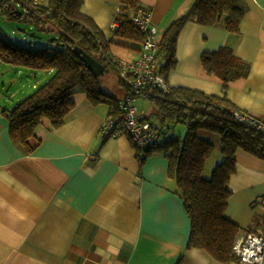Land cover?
<instances>
[{
  "label": "crops",
  "instance_id": "crops-1",
  "mask_svg": "<svg viewBox=\"0 0 264 264\" xmlns=\"http://www.w3.org/2000/svg\"><path fill=\"white\" fill-rule=\"evenodd\" d=\"M196 1L140 3L151 8L160 43ZM245 1L249 9L237 33L222 23L185 22L168 82L171 87L227 95L241 110L263 118L264 0ZM119 10L117 0H83L81 6L107 37L115 21L119 25ZM24 40L37 45L35 39ZM139 45L112 44V54L135 59ZM225 45L251 64L248 76L226 89L201 61L203 53ZM2 62L19 78L7 92L2 91L5 82L0 88V264H243L239 258L224 262L204 248L189 247L192 221L177 181L169 176L165 151L156 147L142 158L128 135H100L112 102H94L77 92L76 105L63 125L43 123L35 129L37 145L32 151L14 142L5 108L42 85L32 81L34 77L46 82L54 70L33 72ZM119 85L118 95L107 92L113 100L126 94L120 80ZM223 159L221 155L218 161ZM229 187L226 215L243 227L239 237L264 227L259 200L264 195V159L238 149Z\"/></svg>",
  "mask_w": 264,
  "mask_h": 264
},
{
  "label": "trees",
  "instance_id": "trees-1",
  "mask_svg": "<svg viewBox=\"0 0 264 264\" xmlns=\"http://www.w3.org/2000/svg\"><path fill=\"white\" fill-rule=\"evenodd\" d=\"M117 1L119 25L107 37L92 18L81 12L83 0H47L28 12L19 0H0V10L7 18L24 20L37 34L54 35L50 45L39 47L16 42L0 33L1 61L33 72L54 70L51 78L31 94L5 108L14 142L32 151L37 145L35 129L45 121L53 128L63 125L76 105L73 95L77 92L86 93L94 102L115 103L116 99L102 88L100 76L93 73L74 47L79 45L104 63L106 70L113 71L117 56L112 54V44L134 41L141 47L144 34L129 17L140 0ZM248 9L245 0H197L186 15L169 27L159 43L160 68L168 70L175 62L177 37L187 20L204 25L222 23L227 30L237 33ZM201 61L209 73L221 78L225 89L230 82L247 77L251 68L229 45L203 53ZM149 99L157 105L158 112L153 119L146 118L158 129V147L166 153L169 176L177 181L192 221L189 247L204 248L224 262L237 259L235 245L243 227L226 215L232 194L230 178L236 171L238 149L264 159V134L236 119L233 110H243L227 95L178 86L171 87L169 92H155ZM169 121L184 124L186 132L175 135L167 126ZM201 130L218 134L222 144L224 159L210 176L204 172L215 144L202 137Z\"/></svg>",
  "mask_w": 264,
  "mask_h": 264
},
{
  "label": "built area",
  "instance_id": "built-area-1",
  "mask_svg": "<svg viewBox=\"0 0 264 264\" xmlns=\"http://www.w3.org/2000/svg\"><path fill=\"white\" fill-rule=\"evenodd\" d=\"M44 0H19L25 12ZM151 8L139 4L131 9V22L143 32L140 53L135 59L114 58V72L126 89V94L117 98L112 105L110 116L105 120L100 135L103 139L128 135L139 156L160 144L158 129L146 118V111L139 112L136 97L149 98L155 92H169L168 70H162L157 60L159 41L157 28L152 22ZM118 21L112 25L115 29ZM233 113L240 122L250 125L264 134V117H257L246 111L234 109ZM264 204V197L259 199ZM235 250L243 264H264V227L246 233L237 239Z\"/></svg>",
  "mask_w": 264,
  "mask_h": 264
},
{
  "label": "rangeland",
  "instance_id": "rangeland-1",
  "mask_svg": "<svg viewBox=\"0 0 264 264\" xmlns=\"http://www.w3.org/2000/svg\"><path fill=\"white\" fill-rule=\"evenodd\" d=\"M23 27H28L29 31H33V29H31V27L24 20L9 19L0 10V33L1 34L8 37L9 39H12L22 44H25L24 37H26L28 40L35 39L37 42V46L39 47L48 46L51 44L50 38L54 37V35L47 33V32H43V34L38 33L40 37H33L29 33L22 31L21 28ZM25 70L28 71L29 69L26 68ZM2 72H5V73L3 74ZM18 78L19 76L16 77V75L13 74L12 71L6 68L5 63L0 61V88L3 86L2 82H5V84L7 85L5 89H2L4 93L8 91V87L10 83L12 86L11 81H13V79H18ZM43 80H44V77L41 78V76H39V78L34 77L32 81L40 82L39 84H43V82H45ZM100 81H101L102 88L106 92L111 93V95H115V96L118 95L117 89L120 88L119 78L111 70L107 69L101 75ZM134 101L139 107V112L141 113L142 111H146L147 116L151 117V119H153L155 114L158 112L157 105L149 98L147 99V98L136 97ZM44 123H48V121H45ZM167 126L169 127L170 131H172L175 135H179V134L183 135L186 132V127L182 123L169 121ZM200 135L204 138L211 140L215 144L213 153L206 163L205 172H204L205 176H210L212 170L220 162L218 161L220 159V156L223 155L222 149H221L222 144L220 142V138H219L220 136L216 133H213L208 130H201Z\"/></svg>",
  "mask_w": 264,
  "mask_h": 264
},
{
  "label": "water",
  "instance_id": "water-1",
  "mask_svg": "<svg viewBox=\"0 0 264 264\" xmlns=\"http://www.w3.org/2000/svg\"><path fill=\"white\" fill-rule=\"evenodd\" d=\"M21 15L20 10L18 11ZM22 31L29 33L33 37H40L36 31H29L27 27L21 28ZM53 39V38H50ZM74 51L78 54V56L88 65V67L93 71L96 76L102 75L106 70V65L99 61L95 56L84 50L79 45L74 47Z\"/></svg>",
  "mask_w": 264,
  "mask_h": 264
}]
</instances>
